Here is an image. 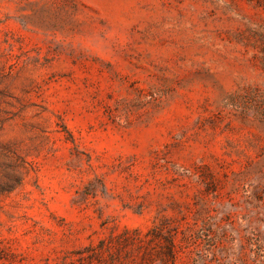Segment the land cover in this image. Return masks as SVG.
<instances>
[{
    "label": "rangeland",
    "instance_id": "rangeland-1",
    "mask_svg": "<svg viewBox=\"0 0 264 264\" xmlns=\"http://www.w3.org/2000/svg\"><path fill=\"white\" fill-rule=\"evenodd\" d=\"M0 264H264V0H0Z\"/></svg>",
    "mask_w": 264,
    "mask_h": 264
}]
</instances>
